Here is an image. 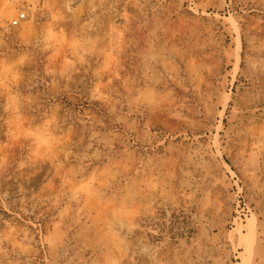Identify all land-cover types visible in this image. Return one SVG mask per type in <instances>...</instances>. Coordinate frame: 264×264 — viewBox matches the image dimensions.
Listing matches in <instances>:
<instances>
[{"label":"rangeland","instance_id":"374dc122","mask_svg":"<svg viewBox=\"0 0 264 264\" xmlns=\"http://www.w3.org/2000/svg\"><path fill=\"white\" fill-rule=\"evenodd\" d=\"M0 264H264V0H0Z\"/></svg>","mask_w":264,"mask_h":264},{"label":"built area","instance_id":"2783aa9c","mask_svg":"<svg viewBox=\"0 0 264 264\" xmlns=\"http://www.w3.org/2000/svg\"><path fill=\"white\" fill-rule=\"evenodd\" d=\"M26 10L23 8H20L16 14L10 19L9 23L11 26H17L19 25L23 20L26 19Z\"/></svg>","mask_w":264,"mask_h":264}]
</instances>
